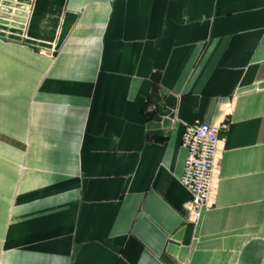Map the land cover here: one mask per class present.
I'll return each mask as SVG.
<instances>
[{
    "label": "crops",
    "instance_id": "0c3cea01",
    "mask_svg": "<svg viewBox=\"0 0 264 264\" xmlns=\"http://www.w3.org/2000/svg\"><path fill=\"white\" fill-rule=\"evenodd\" d=\"M0 264H264V0H0Z\"/></svg>",
    "mask_w": 264,
    "mask_h": 264
},
{
    "label": "built area",
    "instance_id": "2783aa9c",
    "mask_svg": "<svg viewBox=\"0 0 264 264\" xmlns=\"http://www.w3.org/2000/svg\"><path fill=\"white\" fill-rule=\"evenodd\" d=\"M228 126L226 120L207 122L195 119L184 125L181 143L186 159L180 182L190 193L185 203L187 218L196 221L201 209L210 204L213 195V176L219 158V130Z\"/></svg>",
    "mask_w": 264,
    "mask_h": 264
},
{
    "label": "water",
    "instance_id": "95a60500",
    "mask_svg": "<svg viewBox=\"0 0 264 264\" xmlns=\"http://www.w3.org/2000/svg\"><path fill=\"white\" fill-rule=\"evenodd\" d=\"M176 105V96L168 94L163 100V104L156 110L152 116L149 125L150 126H169L172 123L174 116L173 109Z\"/></svg>",
    "mask_w": 264,
    "mask_h": 264
}]
</instances>
